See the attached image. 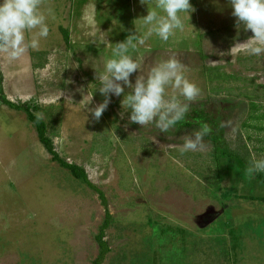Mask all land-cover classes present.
<instances>
[{
    "label": "rangeland",
    "instance_id": "rangeland-1",
    "mask_svg": "<svg viewBox=\"0 0 264 264\" xmlns=\"http://www.w3.org/2000/svg\"><path fill=\"white\" fill-rule=\"evenodd\" d=\"M157 3L41 0V10L51 7L56 16L48 37L14 61L0 53L3 95L39 114L54 150L92 184L53 161L24 110L0 102V264H94L106 215L99 190L113 218L104 237L111 251L101 264H264L263 205L238 208L249 202L222 195L233 187L236 195L264 196V186L235 168L245 163L235 158L217 177L211 141L179 148L201 125L177 123L161 133L131 123L123 94L110 96L99 121L89 112L104 99L96 72L116 43L130 39L128 54L140 66L132 83L175 58L200 89L184 120L204 108L230 149L244 160L264 158V54L240 44L250 30L237 25L228 0H190L193 11L178 13L182 30L162 41L143 23L148 11L164 15ZM207 67L216 76L203 73Z\"/></svg>",
    "mask_w": 264,
    "mask_h": 264
},
{
    "label": "clouds",
    "instance_id": "clouds-1",
    "mask_svg": "<svg viewBox=\"0 0 264 264\" xmlns=\"http://www.w3.org/2000/svg\"><path fill=\"white\" fill-rule=\"evenodd\" d=\"M228 4L237 25L252 33L247 42L240 44L250 55L264 54V0H228ZM40 6L41 0H0V53L6 54L9 61L18 59L29 48L37 49L40 39L48 37V21L55 20V12L51 7L41 10ZM156 8L164 15L148 11L143 23L150 25V31L162 41H168L174 30H182L178 13L193 11L190 0H158ZM26 33H32L30 39L26 40ZM130 46L135 47L130 39L116 43L111 57L103 61L102 72H96L98 91L104 99L89 112L99 121L110 96L123 94L121 106L128 111L131 123L153 124L161 133H167L185 119L190 102L200 94V89L185 76L184 66L175 58L156 63L132 83L129 77L140 66L128 54ZM125 88L130 91L125 92ZM169 88L171 95H167ZM36 118L41 117L37 114ZM211 131L208 124L202 123L199 130L184 136L179 146L181 153L195 151ZM246 171L250 176L264 173V158L249 161Z\"/></svg>",
    "mask_w": 264,
    "mask_h": 264
},
{
    "label": "trees",
    "instance_id": "trees-1",
    "mask_svg": "<svg viewBox=\"0 0 264 264\" xmlns=\"http://www.w3.org/2000/svg\"><path fill=\"white\" fill-rule=\"evenodd\" d=\"M62 32H63L64 39L67 41L68 40V31L66 29L62 28ZM216 71H218V70L216 69ZM204 72H207L208 74H210L211 77L216 76L215 70H213L211 67L204 68L203 73ZM2 83H3V78L1 76V71H0V102L10 106L11 108L24 110L27 113L29 120L31 122L35 123L36 130L38 132L39 140L41 141L43 146L46 148L48 153H50L52 155L53 161H57L62 167L68 169L75 178L80 179L82 182L88 184L89 186H92V184L88 180L87 173L85 172V170L81 166L68 163L66 160L62 159L59 156V154L54 150L53 141L47 135L46 124L44 123V121L41 118L39 120L36 118L37 115H35L31 111L32 110L31 106L28 103L15 104L12 101L8 100L7 97H5V95H3ZM252 105L255 106V103H252ZM208 115H209V112L206 109L196 108L193 110V115L191 117L192 118L191 120H182V121L178 122V124L184 125V126H192L193 124L201 125L202 123H206V121L209 120L213 124L214 128L213 129L211 128L212 131L205 138L208 139L209 141H211L213 144L212 156H213V160L215 162V165L218 168L217 169V174H218L217 177L219 176V173L223 169V167L226 168L227 166L228 167L230 166V168H231V166H233L235 164V162H236L235 158L238 160H241L243 163H245L243 169H238V167L236 165H235V168L238 171L244 170V171H240V173H247L246 169H247L249 161H251V160H249V159L244 160V158H242L238 153H236L235 151L230 149V147L226 144V142L222 138V128L220 126H218V124L214 121V119L211 117V115L210 116H208ZM193 121H195V123H193ZM247 177H252L255 180V182L264 186V173H257V174L251 175V176L247 175ZM217 190H219V186L216 188L214 193L217 192ZM98 192L100 193L103 204L106 208V215H105V218H104L102 225L99 228V233L96 235V240H97V243L99 245V253H98L97 258L94 260V264H101L105 260L106 255L111 251L110 247L107 244V241L104 240V237H105L106 230L110 227L112 216L110 215V212L107 208V200H106V198H104L102 191L99 190ZM222 195L224 198H230L231 196H237V199H239V200L244 199V200H247L249 202L248 204H245L242 202V204L236 206L238 208L243 207V208H248L250 210H254V209H252L253 207L251 204L258 203V202L261 203L264 207V196L236 195L233 187L224 191L222 193ZM226 204H227L226 201H224L223 202L224 208H225ZM230 222H231V218L230 219H228V218L224 219L222 221L223 228L224 227L227 228L228 225L230 224ZM219 232H221V231H219Z\"/></svg>",
    "mask_w": 264,
    "mask_h": 264
}]
</instances>
